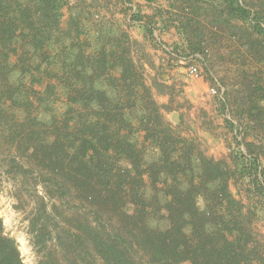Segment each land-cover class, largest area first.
Wrapping results in <instances>:
<instances>
[{
    "label": "trees",
    "instance_id": "1",
    "mask_svg": "<svg viewBox=\"0 0 264 264\" xmlns=\"http://www.w3.org/2000/svg\"><path fill=\"white\" fill-rule=\"evenodd\" d=\"M255 1L167 0L157 12L209 77L216 57L245 63L235 85L226 69L216 73L220 112L238 119H226L236 145L216 159L165 118L126 29L94 26L69 0H0V128L30 162L25 172L36 166L50 198L71 196L84 208L55 236L41 198L30 217L36 264H79L81 256L103 264H264L254 214L231 188L235 177L247 178L264 197L261 154L237 136L264 133V77L248 66L264 67V0ZM131 20L153 35L152 18L143 24L134 11ZM54 242L67 243L73 259ZM0 264H26L1 214Z\"/></svg>",
    "mask_w": 264,
    "mask_h": 264
},
{
    "label": "rangeland",
    "instance_id": "2",
    "mask_svg": "<svg viewBox=\"0 0 264 264\" xmlns=\"http://www.w3.org/2000/svg\"><path fill=\"white\" fill-rule=\"evenodd\" d=\"M247 1L250 4L256 2L255 0ZM69 2L72 6L79 4L82 10L84 9L86 13H88L89 18L94 26L101 25L106 21L105 17L101 15V10H99V7H93V0L90 2L89 0H69ZM98 2L99 4L103 3V5H105L108 3V0H99ZM121 4V0H115V3L112 5V10L117 12L119 9H124ZM154 7L156 8L157 5H154ZM144 10L145 12L141 14L145 17H148V14L154 10V8L152 9L150 5H146V9ZM146 10H149V13ZM157 10H154V12H157ZM68 14L69 6H65L64 21L66 20ZM138 48L139 46L137 45L135 52H137ZM213 53L214 51H212V49L208 50V54L213 55L214 58ZM195 58L191 63H196L200 67L201 74L204 76V79L208 81L209 87L217 88L218 94L213 95L215 96L214 99H216L217 102L219 98H222L223 90H221V84L218 80V77L216 76V73L219 72L220 75H223V70L226 69L230 76L229 83H233L235 85L238 81V66H245V63L242 62L240 57H233L229 59V53L225 57V60H218L216 57L215 64L217 63V65L214 67L215 71H212V78H210L211 76L209 77L205 70L204 62L199 58ZM248 66L249 68H252L251 70H259L261 74L263 73L262 76L264 77V67H262L261 70L259 66H255L253 63L251 66L250 64ZM145 76L146 81L151 78L148 72L145 73ZM58 104L59 110L62 111L61 104ZM10 114L11 113L6 114L5 117L9 118ZM226 119H230L238 125V119L232 116L228 111H224V113H222L221 125L218 124L216 118H214V120L211 119L210 121V124L215 129H218L219 127L225 128L222 133L229 137V150L227 151V155L221 158H228L229 154L231 153L230 148L236 145L234 133L230 130ZM174 122L175 121L173 120L171 124L177 134L194 140L201 150H203L207 155L212 156L210 150L208 149V145L206 144L205 137L200 135L196 137H188L187 135L183 134L184 128H181ZM237 136L238 140H244V138H246V141L254 143L251 149L261 154V168L264 169V133L260 131L246 133L244 131L242 133L238 132ZM201 137L202 139H200ZM19 146V143H14L10 135L0 128V214L4 221L5 231L11 236L15 237L17 240L24 262L26 264H36L39 259V255L36 253L31 240L32 234L30 232V217L32 216L36 207H38L40 201L42 200L41 198H44L48 204V209L50 210L49 225L51 229H53L55 236L59 232L61 233L63 229L71 228L75 217L80 216V214L84 212V208L79 201L75 200L71 196H68L63 202L50 198L46 193L44 185L42 184V176L40 175V172H38L36 166L31 165L30 168H32V171L27 172H25V167H21V165L27 167L30 165V162L25 156H23ZM240 148L244 152H247L246 145L241 144ZM13 159H16L18 164L13 163ZM231 188L235 196L244 203L246 210L254 214V232L259 238L264 240V197H262L260 193L254 189L247 178L235 177V179H232L231 181ZM51 245L54 248L66 249L65 251L71 254L69 259H73L74 250L71 249L67 243L62 245L60 243L56 244L54 242ZM66 263L67 261H65L64 264ZM78 263L103 264L101 259L97 258L96 256H89V258L86 260H84L83 256H81L78 260Z\"/></svg>",
    "mask_w": 264,
    "mask_h": 264
},
{
    "label": "crops",
    "instance_id": "3",
    "mask_svg": "<svg viewBox=\"0 0 264 264\" xmlns=\"http://www.w3.org/2000/svg\"><path fill=\"white\" fill-rule=\"evenodd\" d=\"M93 1V7H99L106 21L114 22L126 29L130 37L137 42L139 48L135 57L143 66L145 73L148 72L151 76L147 81L153 85L154 96L163 106L162 112L165 118L173 122L172 113L178 112L180 120L174 123L184 128L183 134L188 137L199 135L205 137L208 149L216 159L227 155L229 137L222 133L225 128L215 129L210 124L211 119L214 118L218 124H222L220 105L214 99L215 96L209 92V83L204 76L188 74V66L183 61L186 42L176 26L167 20V16L157 14L158 10L165 12L168 8L167 0H121L124 9H119L117 12L112 10L115 0H108L105 5L99 4V0ZM146 5H150L154 10L159 8L157 12L152 10L149 13V10H146L149 13L148 17L154 21L153 35H150L141 23L131 20L132 13L145 12ZM154 5L157 7L155 8ZM148 17L143 16L141 22L145 24ZM156 83H162L166 87L163 91H159Z\"/></svg>",
    "mask_w": 264,
    "mask_h": 264
},
{
    "label": "built area",
    "instance_id": "4",
    "mask_svg": "<svg viewBox=\"0 0 264 264\" xmlns=\"http://www.w3.org/2000/svg\"><path fill=\"white\" fill-rule=\"evenodd\" d=\"M194 58V56H186L183 58V61L188 65L187 71L190 76H201L202 74L200 67L196 63H191ZM209 92L212 95L218 94V90L215 87H210Z\"/></svg>",
    "mask_w": 264,
    "mask_h": 264
},
{
    "label": "water",
    "instance_id": "5",
    "mask_svg": "<svg viewBox=\"0 0 264 264\" xmlns=\"http://www.w3.org/2000/svg\"><path fill=\"white\" fill-rule=\"evenodd\" d=\"M172 119L175 121V122H179L180 118H179V113L178 112H173L172 113Z\"/></svg>",
    "mask_w": 264,
    "mask_h": 264
}]
</instances>
